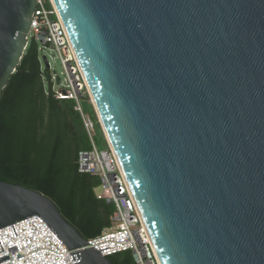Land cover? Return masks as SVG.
<instances>
[{
	"label": "water",
	"instance_id": "95a60500",
	"mask_svg": "<svg viewBox=\"0 0 264 264\" xmlns=\"http://www.w3.org/2000/svg\"><path fill=\"white\" fill-rule=\"evenodd\" d=\"M52 1L160 264H264V0ZM36 8L0 0V98ZM34 215L68 250L89 244L0 181V229Z\"/></svg>",
	"mask_w": 264,
	"mask_h": 264
},
{
	"label": "trees",
	"instance_id": "16d2710c",
	"mask_svg": "<svg viewBox=\"0 0 264 264\" xmlns=\"http://www.w3.org/2000/svg\"><path fill=\"white\" fill-rule=\"evenodd\" d=\"M46 78L52 79L49 68L43 69L33 41L0 98V181L50 198L68 223L90 240L113 227L114 206L98 198V176L79 172V154L91 142L76 102L57 98ZM81 107L95 122L101 150L108 149L89 94ZM108 258L112 264H136L129 251Z\"/></svg>",
	"mask_w": 264,
	"mask_h": 264
},
{
	"label": "built area",
	"instance_id": "2783aa9c",
	"mask_svg": "<svg viewBox=\"0 0 264 264\" xmlns=\"http://www.w3.org/2000/svg\"><path fill=\"white\" fill-rule=\"evenodd\" d=\"M30 38L37 44L51 46L60 56L67 76L66 89L55 91L53 87V91L59 99L74 100L76 110L82 115L92 149L79 154V172L99 177L98 198L114 206L113 227L87 240L86 247L68 250L39 215H34L0 229V258L7 255L10 258L0 264H71L70 254L93 247L104 257L129 251L136 264H160L114 151L109 144V148L103 150L95 145V122L81 107L82 98L89 94L87 83L52 0H37L28 46Z\"/></svg>",
	"mask_w": 264,
	"mask_h": 264
},
{
	"label": "rangeland",
	"instance_id": "374dc122",
	"mask_svg": "<svg viewBox=\"0 0 264 264\" xmlns=\"http://www.w3.org/2000/svg\"><path fill=\"white\" fill-rule=\"evenodd\" d=\"M31 42H33V40L30 38V43ZM37 45L38 47H40L39 57L42 62L43 69H48L46 66V59L50 62L49 71L52 79L51 81H49V79L46 78V86L49 87L51 82L55 91L56 90L61 91L63 89H66L67 76L59 54L51 46H44L41 43ZM95 145L98 149L100 150L102 149L101 140L98 136L96 137V133H95ZM91 149H92V145L87 150H91ZM96 191L99 194L101 192V187L99 186L96 189Z\"/></svg>",
	"mask_w": 264,
	"mask_h": 264
}]
</instances>
